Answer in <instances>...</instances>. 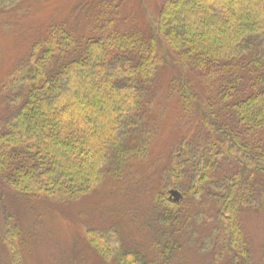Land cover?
I'll return each instance as SVG.
<instances>
[{"label":"trees","instance_id":"obj_1","mask_svg":"<svg viewBox=\"0 0 264 264\" xmlns=\"http://www.w3.org/2000/svg\"><path fill=\"white\" fill-rule=\"evenodd\" d=\"M37 24L21 58L0 48V241L10 264L25 263L6 196L66 204L120 184L139 163L147 174L164 127L176 136L165 174L142 181L154 180L156 253L122 244L115 264H173L200 198L215 209L210 264H264V240L256 260L242 221L264 212V0H0V35ZM170 187L180 201L165 199ZM86 238L112 256L95 230Z\"/></svg>","mask_w":264,"mask_h":264},{"label":"rangeland","instance_id":"obj_2","mask_svg":"<svg viewBox=\"0 0 264 264\" xmlns=\"http://www.w3.org/2000/svg\"><path fill=\"white\" fill-rule=\"evenodd\" d=\"M39 24L33 28L25 27L23 29L25 35H0V48L6 54V59L21 58L28 51L29 40L41 33L38 29ZM4 75L5 68L1 67L0 78ZM162 131L159 146L161 145L163 149V155L160 160L151 163V169L146 168L147 174L139 163L132 169V173L125 172L120 184L104 181L96 191L67 201L66 204L55 203L51 199L17 201L6 196V203L13 213L17 214L24 263L115 264L114 257L117 256L122 244L127 248L135 246L142 251L144 257H154L153 253H156L154 231L158 221H155L154 211L150 206L155 203V199L147 192L154 180L151 184L143 182L145 179L151 180L153 175H149L152 172L156 177L165 174V165L162 161L170 158L171 144L176 136L174 130L169 127H164ZM157 171L158 174H155ZM171 188L161 190L166 193L165 199H170ZM188 209L189 212H193L192 215H197L190 220L187 243L179 249L173 264H210L213 250L208 235L215 226L213 202L208 198L192 200ZM242 221L250 240L251 255L260 260L263 257L261 248L264 240V212L244 211ZM90 230H95L96 234L110 246L112 253L114 252V255L112 253H110L112 256L108 255L109 259L103 258L89 244L86 233ZM1 234L0 231V238ZM225 262L233 263L230 260ZM0 264H10L9 252L1 241Z\"/></svg>","mask_w":264,"mask_h":264},{"label":"water","instance_id":"obj_3","mask_svg":"<svg viewBox=\"0 0 264 264\" xmlns=\"http://www.w3.org/2000/svg\"><path fill=\"white\" fill-rule=\"evenodd\" d=\"M169 195H170L169 196L170 199H172L175 202L180 201L182 199V196H183L182 193L179 190H177V189L169 190Z\"/></svg>","mask_w":264,"mask_h":264}]
</instances>
